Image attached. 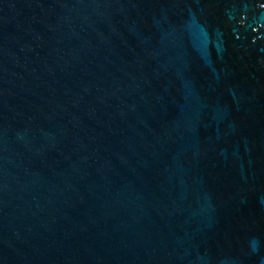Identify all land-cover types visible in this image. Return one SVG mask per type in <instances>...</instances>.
Here are the masks:
<instances>
[{"label":"water","instance_id":"1","mask_svg":"<svg viewBox=\"0 0 264 264\" xmlns=\"http://www.w3.org/2000/svg\"><path fill=\"white\" fill-rule=\"evenodd\" d=\"M0 264H264V0H0Z\"/></svg>","mask_w":264,"mask_h":264}]
</instances>
